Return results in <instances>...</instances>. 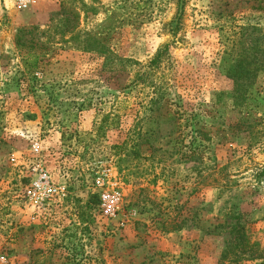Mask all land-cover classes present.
Returning <instances> with one entry per match:
<instances>
[{"label":"rangeland","instance_id":"obj_1","mask_svg":"<svg viewBox=\"0 0 264 264\" xmlns=\"http://www.w3.org/2000/svg\"><path fill=\"white\" fill-rule=\"evenodd\" d=\"M177 4L0 0V264H264V0Z\"/></svg>","mask_w":264,"mask_h":264},{"label":"built area","instance_id":"obj_2","mask_svg":"<svg viewBox=\"0 0 264 264\" xmlns=\"http://www.w3.org/2000/svg\"><path fill=\"white\" fill-rule=\"evenodd\" d=\"M13 7L17 9L18 11H24L28 8H30L32 5L35 4V0H12ZM37 146H35V150H37ZM18 165H22V162L20 160V157L14 158L13 160ZM32 172L34 177L30 181V189L27 192L28 199L34 200L38 197L42 198H50L54 195H57V192L54 188H51L49 185V179L46 176V174L39 172V175H35L37 173V168H33ZM109 173V172H108ZM105 174L104 178L102 179V183L100 184V188L107 185V180L109 174ZM31 175V176H32ZM29 176V178L31 177ZM113 183L116 181L113 179ZM119 199L120 196L115 192H106L102 191V193L99 195V207L105 217H113L119 210Z\"/></svg>","mask_w":264,"mask_h":264},{"label":"trees","instance_id":"obj_3","mask_svg":"<svg viewBox=\"0 0 264 264\" xmlns=\"http://www.w3.org/2000/svg\"><path fill=\"white\" fill-rule=\"evenodd\" d=\"M258 6H257V10H263V7L261 6V2L259 1L258 3ZM183 8H184V0H178V4H177V12H178V15L177 16H175V18H174V20H176V21H174L173 20V22L171 23V26L172 25H174V28L173 29H176L179 25H178V21H179V17H180V15H182L181 13H182V11H183ZM63 19V20H62ZM79 19V15H77V14H75L74 15V17H72V18H68V17H61V23H60V25L63 27V30H62V32H61V34L62 35H65V34H69V33H74L75 32V30L77 29L76 28V25H74V23H76L77 24V20ZM172 29V30H173ZM79 35V34H78ZM77 35V36H78ZM88 38L90 37L89 35H86ZM100 41H102V39H100ZM86 44H88L87 42H86ZM16 45H17V47H22L23 45H21L20 44V42H19V40L17 39V41H16ZM167 49H168V46H165V48L162 50V51H160L154 58H153V60L150 62V66H152V67H154V66H156V65H158L159 64V62L161 61V59H162V57L164 56V54L167 52ZM36 60L37 59H35V61H34V63L36 62ZM247 63H246V61L245 60H243L242 62H240V61H237L236 62V67L237 68H235V70L233 71L234 72V74H239V73H237V72H240L239 71V69L240 70H242V72H245L246 71V68H247ZM142 83V81H141V79H140V76H137V82H132L131 84H130V86L129 87H131L132 85H140ZM235 238H236V240L237 241H239V243H241V244H243L244 243V241H245V239H244V235H243V233L241 232V230L240 229H238V230H236L235 231ZM242 249H243V252H250L249 251V249L248 250H245L244 249V247H241Z\"/></svg>","mask_w":264,"mask_h":264}]
</instances>
